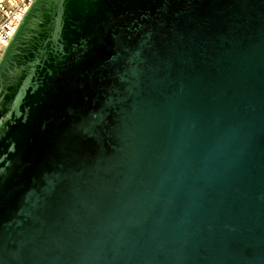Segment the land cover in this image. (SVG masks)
<instances>
[{"label": "water", "instance_id": "water-1", "mask_svg": "<svg viewBox=\"0 0 264 264\" xmlns=\"http://www.w3.org/2000/svg\"><path fill=\"white\" fill-rule=\"evenodd\" d=\"M0 264H264V0H32Z\"/></svg>", "mask_w": 264, "mask_h": 264}, {"label": "built area", "instance_id": "built-area-1", "mask_svg": "<svg viewBox=\"0 0 264 264\" xmlns=\"http://www.w3.org/2000/svg\"><path fill=\"white\" fill-rule=\"evenodd\" d=\"M32 0H0V55Z\"/></svg>", "mask_w": 264, "mask_h": 264}]
</instances>
